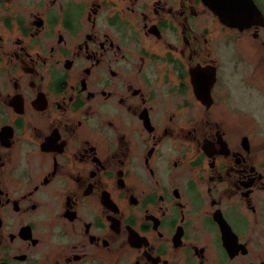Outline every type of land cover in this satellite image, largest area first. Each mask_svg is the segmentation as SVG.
I'll use <instances>...</instances> for the list:
<instances>
[{"label":"flooded vegetation","instance_id":"flooded-vegetation-1","mask_svg":"<svg viewBox=\"0 0 264 264\" xmlns=\"http://www.w3.org/2000/svg\"><path fill=\"white\" fill-rule=\"evenodd\" d=\"M254 1L0 0V264H264Z\"/></svg>","mask_w":264,"mask_h":264},{"label":"water","instance_id":"water-1","mask_svg":"<svg viewBox=\"0 0 264 264\" xmlns=\"http://www.w3.org/2000/svg\"><path fill=\"white\" fill-rule=\"evenodd\" d=\"M203 3L224 23L243 29L256 17L259 9L254 0H202Z\"/></svg>","mask_w":264,"mask_h":264},{"label":"rangeland","instance_id":"rangeland-1","mask_svg":"<svg viewBox=\"0 0 264 264\" xmlns=\"http://www.w3.org/2000/svg\"><path fill=\"white\" fill-rule=\"evenodd\" d=\"M210 22H212L211 19H210ZM215 35H220L218 30L215 31ZM241 45L246 46V39H244V41L241 43ZM263 80H264V78H263ZM240 86H241V84H240ZM245 102H246V104H248V99H245ZM256 106H257V112L264 113V105L261 104V101L258 102L256 104Z\"/></svg>","mask_w":264,"mask_h":264}]
</instances>
